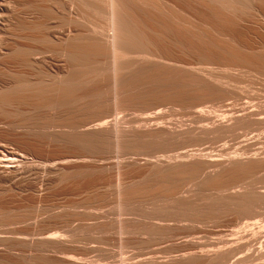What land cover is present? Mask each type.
Segmentation results:
<instances>
[{"label": "bare ground", "instance_id": "6f19581e", "mask_svg": "<svg viewBox=\"0 0 264 264\" xmlns=\"http://www.w3.org/2000/svg\"><path fill=\"white\" fill-rule=\"evenodd\" d=\"M0 30L7 78L0 105L14 116L0 124L8 137L0 170L26 182L17 196L113 199L117 213L144 220L117 218L110 226L147 233L148 241L171 237L176 226L206 228L166 250L116 256L117 264H264L261 219L215 225L229 214L243 219L264 212V184L257 186L264 183L257 176L264 171V89L254 87H264V0H0ZM53 53L68 64V75L51 86L28 80L22 69L34 70ZM214 63L223 70L207 67ZM209 100L219 106H206ZM174 107L202 124L169 120ZM204 140L222 143L199 148ZM23 143L27 149L12 148ZM37 147L45 152L39 159L29 149ZM104 173L118 177L112 193L86 181ZM32 212L0 211V225L34 219L30 232L13 226L0 232V264L109 260L108 253L69 255L70 262L45 256L67 246L51 228L37 237ZM73 230L77 239L84 228Z\"/></svg>", "mask_w": 264, "mask_h": 264}, {"label": "rangeland", "instance_id": "374dc122", "mask_svg": "<svg viewBox=\"0 0 264 264\" xmlns=\"http://www.w3.org/2000/svg\"><path fill=\"white\" fill-rule=\"evenodd\" d=\"M1 31V30H0ZM0 49L3 48V44H4V37L3 35L0 33ZM248 38V36H247ZM18 42H21V39H16ZM23 40V39H22ZM22 43H24L25 45L28 44H33L32 41H29L28 39L23 40ZM41 41L38 42L37 41V47L38 48H43L44 44ZM43 46V47H42ZM1 52V51H0ZM44 57H40L39 60H42L41 63H37V64H41V65H37V67H34L37 70H33V68L31 69L30 67L27 68H23V72L26 74V78L28 80H30L31 82L35 81H41L43 83H46L47 86L48 84L51 86L55 83L56 80L59 79H63L65 78L68 73H69V66L68 64L60 57H58L56 54H45L43 55ZM46 58V59H45ZM186 61H188L189 64H191L192 66H194L195 68H200V63H196V61L191 60V59H187ZM44 62V63H42ZM3 63H4V57L3 54H0V96L4 95L5 93V85H6V80L7 78L6 75H4L3 73ZM47 63V64H45ZM43 64V65H42ZM204 64V63H201ZM199 65V66H197ZM205 65V64H204ZM209 65V66H208ZM207 67L208 68H212L218 71L223 70V64L220 65V63H214V64H208ZM197 66V67H196ZM201 68H206L203 67V65H201ZM18 69V68H17ZM48 75L46 76L45 75ZM45 75V76H44ZM43 77V78H42ZM43 79V80H42ZM45 80V82H44ZM47 80V82H46ZM40 82V84H42ZM45 84V86H46ZM257 84V83H256ZM255 84V85H256ZM39 85V84H38ZM260 85V84H259ZM258 84L255 87V89H259V88H263L264 87H260ZM41 86V85H40ZM44 86V85H42ZM90 86L86 87L89 88ZM93 97H89L88 101L92 100ZM214 101V102H213ZM213 102V103H212ZM224 103L221 105H226V103H228V101H223ZM217 103V102H216ZM215 100H212L210 103L209 102H205L204 104L211 106L213 104H216ZM220 103V102H218ZM222 103V102H221ZM211 104V105H210ZM216 107L218 106L215 105ZM214 106V107H215ZM6 108V107H5ZM176 110H178V107H174ZM3 106L0 105V124L1 122L3 123V121L7 120L8 118L10 119L11 117L14 116H8L4 114L3 111ZM27 109V107H24L23 110ZM47 111L48 108H43L40 111ZM181 110V109H180ZM178 110V112H176V115L174 114L175 110H173L172 115L175 117H173L172 115H170V118H174V119H170L169 117H167V119L169 118V120L171 121H182V122H186V124H191L194 126H198L201 125L202 122L200 124L190 121L192 118V116L188 115L185 111V109H182V111ZM132 111H125L122 112V114L128 116V119H131L134 117V115L132 114ZM8 116V118H7ZM114 115L108 117V119H110L111 117L113 118ZM133 116V117H132ZM130 117V118H129ZM96 119L95 117H92V119ZM91 120V119H90ZM89 121V120H88ZM191 122V123H190ZM91 123V122H90ZM93 123V121H92ZM198 124V125H197ZM1 130H4V127L0 126V154H2L1 150L5 147V144L7 141V136L4 133V131L1 132ZM5 134V135H4ZM209 140H204L203 145L199 146L200 147H207L208 145L211 146H217L221 144L222 142H215L214 144H210ZM4 143V144H3ZM6 146H8L6 144ZM15 147H21L20 149H27V146L23 143L21 145L15 144L12 146V148ZM193 147H188V149H192ZM197 148V147H194ZM30 149V153L33 155H37V157H42L43 155H45L44 151L37 147V148H29ZM39 157L37 159H39ZM131 157H134L140 161H142L144 158L143 156H137V155H131ZM112 160V159H111ZM110 161V160H109ZM106 162H108V160H106ZM3 172V171H2ZM0 170V207H2V210L0 211H4V213H11V214H15L18 211L20 212H27L31 213L32 211H37L32 212L34 215L37 216V233L39 234L41 231H44L47 227L51 228L50 231H54L55 230L58 232L59 236L60 234H63L62 238V242L63 245L65 244L67 247L66 249H64L65 247H62L59 250H40L38 251L37 249V254L41 255L44 252L45 256L48 257H52V258H57L60 260H63V262H70V258L69 255H73L76 257H88V258H100L103 254L105 255V253L107 254L109 260L107 262H98L101 264H117L119 262H113L115 259H117L120 256H127V255H133V254H138L142 251H150L151 249H160V250H166L169 247L173 246L172 244H180L177 243L180 241L182 236H186V235H190L191 237H196L201 235V231L206 229V228H202V227H194V228H190V227H184V226H176L173 231H172V236L168 237V238H160L159 236H157L156 239L159 240H155V241H148L150 239V236L147 233H143V234H137V233H132L130 231L127 232H120L117 229L115 230V228L111 227L110 225L114 222V220H122L124 222H138V221H142L144 220L143 218H141L140 216L136 215L135 213L133 214H129L126 212L121 213H117V211L115 210V207L118 205V202L114 201L113 199H109V200H105V201H93L90 198H87L86 195H80V196H61V197H57V196H51V197H47V198H33V197H27L24 195V197H19L17 196V192H16V188H26V182L21 180L20 181L18 178H13L10 179L9 174L6 175V172L4 171L3 173ZM132 172L136 173L135 170H132ZM264 175V171H261L260 173L257 174V176H259V178L261 176ZM123 176L127 177V175ZM94 177V178H93ZM90 179H86V181L89 182V185L97 187L98 191L101 193H112V191L115 188V184L118 181V177L115 174L112 173H104L100 176H93ZM10 180H9V179ZM92 179V180H91ZM22 181V183H21ZM13 182V183H12ZM21 183V184H20ZM91 183V184H90ZM264 183H260L258 182L257 186H262ZM20 185V186H19ZM23 186V187H22ZM55 188V187H54ZM54 188H51V190L53 192H56L59 188L56 187L55 190H53ZM15 189V190H14ZM24 189V188H23ZM57 189V190H56ZM16 192V193H15ZM69 211V212H68ZM64 213L65 216H68L66 219L64 218V220L62 219H53L50 218L51 213L52 214H60V213ZM66 213V214H65ZM259 216H256L255 218H251L250 216H246V218H240L238 219L237 216L235 214H229L227 215V217L225 218L226 220L224 221H220L218 222L216 227L218 229H225L228 227H233L236 226V224L238 223V225H241V221H246L247 220H255V219H261V221H263L264 224V212L262 214V212L260 214H258ZM53 216V215H52ZM118 218V219H117ZM34 219H29L26 222H22V223H12L11 225L13 226L14 229H20V231H24V232H30L32 229H34ZM240 220V221H238ZM240 222V223H239ZM242 222V223H243ZM107 226L105 229L102 228V226ZM10 224H4V225H0V232L2 231H6V227H9ZM12 226H10L11 228H7V230L12 229ZM44 226V227H43ZM84 228L83 231L80 232L79 237L77 239H72V232L74 231L73 229L75 228ZM214 226H211V230H215L217 228H212ZM73 228V229H72ZM101 230H100V229ZM72 231V232H71ZM118 232V233H117ZM79 233V232H78ZM91 233V234H90ZM4 234V233H3ZM37 237H40L41 235L39 234ZM70 235V236H69ZM60 237V238H61ZM39 239V238H37ZM75 240V241H74ZM142 242V243H141ZM144 242V244H143ZM146 242V243H145ZM139 248V249H138ZM142 248V249H140ZM145 248V249H144ZM5 249V248H4ZM3 249L2 245L0 246V258L4 256L5 250ZM64 250L62 254V251L60 252V250ZM147 249V250H146ZM4 250V251H3ZM66 250V251H65ZM105 251V252H104ZM140 251V252H139ZM103 253V254H102ZM125 253V254H124ZM101 254V255H100ZM37 255V256H38ZM110 255V256H109ZM117 256V258H116ZM107 258V259H108ZM101 259V258H100ZM112 260V261H111ZM111 261V262H110ZM242 262H239V264H241ZM246 263V262H244ZM243 263V264H244ZM248 264H261L262 262H247ZM229 264H236L235 262H229ZM238 264V263H237ZM263 264V263H262Z\"/></svg>", "mask_w": 264, "mask_h": 264}]
</instances>
